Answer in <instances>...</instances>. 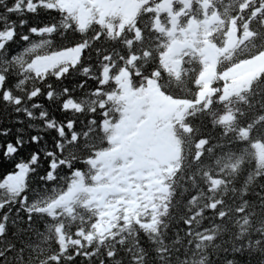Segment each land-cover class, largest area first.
I'll return each mask as SVG.
<instances>
[{
    "label": "trees",
    "instance_id": "1",
    "mask_svg": "<svg viewBox=\"0 0 264 264\" xmlns=\"http://www.w3.org/2000/svg\"><path fill=\"white\" fill-rule=\"evenodd\" d=\"M65 1L18 0L10 15L0 6V264H264V71L227 98L214 80L202 101L204 56L165 58L172 16L182 28L217 19L213 38L233 27L238 43L219 58L218 72L261 56L264 0H173L172 13L161 9L167 0H140L126 23H82ZM74 48L81 52L65 67L32 68ZM123 72L132 91L151 82L192 105L173 119L179 158L155 178L162 190L138 179L101 205L87 189L123 116ZM5 145L16 154L6 157ZM34 152L40 158L30 164ZM49 160L56 178L46 184ZM22 166L17 189L7 179Z\"/></svg>",
    "mask_w": 264,
    "mask_h": 264
},
{
    "label": "rangeland",
    "instance_id": "2",
    "mask_svg": "<svg viewBox=\"0 0 264 264\" xmlns=\"http://www.w3.org/2000/svg\"><path fill=\"white\" fill-rule=\"evenodd\" d=\"M173 0L161 5L162 10L173 12ZM189 2L184 1L188 7ZM141 6L140 0H66L65 9L76 14L82 23L95 17L98 21L114 20L129 22ZM171 20L170 44L165 53L167 61L174 63L183 51L187 49L199 50L206 63L201 83L204 88L200 91V100L208 101L212 82H222V96L227 98L248 87L256 76L264 71V54L250 61L226 68L218 72L219 58L232 50L238 43L233 27H229L224 38H213L216 22L207 19L200 24L189 21L182 28L175 16ZM194 22L196 29L191 32L190 24ZM195 38H192V34ZM81 52L74 48L37 59L32 68L37 73L45 72L54 67H65L75 62ZM2 79H0L1 86ZM118 86L122 90V99L125 102L123 116L116 125L113 136V146L98 160V174L94 177V185L88 192L97 199L101 205L109 200L116 199L128 190L138 179H141L145 188L154 185L161 191L155 178L172 169L179 158V146L173 135V119L186 113L192 103L173 100L162 94L155 84L148 83L139 91H132L129 87L128 74L123 72L118 78ZM115 138L118 141L115 142ZM117 165V167H116ZM27 168L22 166L7 180L14 188H20L24 183ZM83 190L78 186L70 194L65 195L56 204L67 203L76 192Z\"/></svg>",
    "mask_w": 264,
    "mask_h": 264
},
{
    "label": "snow or ice",
    "instance_id": "3",
    "mask_svg": "<svg viewBox=\"0 0 264 264\" xmlns=\"http://www.w3.org/2000/svg\"><path fill=\"white\" fill-rule=\"evenodd\" d=\"M0 6H2L4 8L5 13L7 14H13L14 11L18 10V0H11V5L7 4L6 0H0ZM0 19H6V16L0 14ZM24 21H21V26H23ZM30 32H35V29H29ZM24 39H27L26 37H24ZM13 59H15V57H13ZM0 79H3V77H0ZM39 92V89H37V93ZM5 95L7 96V93H5ZM31 98V97H30ZM47 98V97H46ZM18 102V101H17ZM258 119L262 122H264V115H260L258 117ZM251 127V125H245L244 126V130L247 131L248 128ZM6 134V133H5ZM32 142L35 144L37 143V138L35 136L32 137ZM200 143L202 144H206L207 140H201ZM19 144V140H17V145ZM12 148V151L9 153L8 149ZM16 148L12 147V145H5L4 147V155L6 157L8 156H14L16 154ZM51 155V154H48ZM39 156L34 152L32 154V158L28 161V163L30 164H34L37 160H39ZM14 168H18L19 164L14 165ZM55 174H54V169L52 167V162L49 160L47 166H46V171L44 172V174L40 177V179L46 183V184H51L53 180H55ZM24 190V189H22ZM10 195L12 194L11 192L9 193ZM27 202V196H24L21 198L20 203L24 204ZM0 207H2V205H0ZM43 210L42 209H38L37 210V214L42 213ZM25 217L28 221L29 224H31L32 219H33V212L29 209L25 210ZM230 264V262H229Z\"/></svg>",
    "mask_w": 264,
    "mask_h": 264
},
{
    "label": "flooded vegetation",
    "instance_id": "4",
    "mask_svg": "<svg viewBox=\"0 0 264 264\" xmlns=\"http://www.w3.org/2000/svg\"><path fill=\"white\" fill-rule=\"evenodd\" d=\"M187 51L189 53H192V51L198 56V57H201V54H200V51L199 50H191V49H187Z\"/></svg>",
    "mask_w": 264,
    "mask_h": 264
},
{
    "label": "water",
    "instance_id": "5",
    "mask_svg": "<svg viewBox=\"0 0 264 264\" xmlns=\"http://www.w3.org/2000/svg\"><path fill=\"white\" fill-rule=\"evenodd\" d=\"M191 31H194L196 29V25L192 24L190 27ZM193 37L195 38V35H193ZM118 140V138L116 139V141Z\"/></svg>",
    "mask_w": 264,
    "mask_h": 264
}]
</instances>
